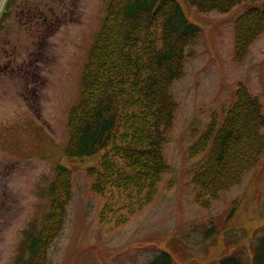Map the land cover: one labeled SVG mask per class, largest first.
Instances as JSON below:
<instances>
[{"label":"rangeland","instance_id":"1","mask_svg":"<svg viewBox=\"0 0 264 264\" xmlns=\"http://www.w3.org/2000/svg\"><path fill=\"white\" fill-rule=\"evenodd\" d=\"M199 26L187 45L183 75L170 87L177 107L162 152L168 169L149 200L134 205L114 189H92L105 152L69 156V116L82 98V75L109 0H5L0 10V264H18L25 230L40 229L57 165L71 170V199L48 264H144L167 251L178 264L219 263L229 255L250 264L264 237V153L241 180L208 206L190 181L205 152L189 145L233 102L239 83L264 109V30L243 61L234 56L235 19L178 0ZM33 7L34 10H29ZM221 121V120H220ZM264 134V127L261 128ZM198 135H196L197 137Z\"/></svg>","mask_w":264,"mask_h":264},{"label":"trees","instance_id":"2","mask_svg":"<svg viewBox=\"0 0 264 264\" xmlns=\"http://www.w3.org/2000/svg\"><path fill=\"white\" fill-rule=\"evenodd\" d=\"M187 1L200 10L221 12L250 2L235 19L234 56L240 61L264 30V0ZM199 29L178 0L108 2L82 75V98L70 112L66 151L82 157L104 149L99 167L89 171L95 176L92 189H107L111 194L119 190L130 211L149 200L169 167L162 149L177 107L170 87L183 75L187 45L195 41ZM262 127L264 109L259 97L239 83L225 114L220 119L212 114L201 132L193 131L189 156L205 152L190 176L196 203L208 206L259 163L264 153ZM70 176L71 170L57 165L42 227L25 230L18 264H48L49 246L62 229L71 199ZM144 264L178 263L169 252L161 251ZM206 264L246 263L240 256L229 255L219 263ZM250 264H264V237L254 245Z\"/></svg>","mask_w":264,"mask_h":264},{"label":"water","instance_id":"3","mask_svg":"<svg viewBox=\"0 0 264 264\" xmlns=\"http://www.w3.org/2000/svg\"><path fill=\"white\" fill-rule=\"evenodd\" d=\"M4 2H5V0H0V10H1V8H2Z\"/></svg>","mask_w":264,"mask_h":264},{"label":"flooded vegetation","instance_id":"4","mask_svg":"<svg viewBox=\"0 0 264 264\" xmlns=\"http://www.w3.org/2000/svg\"><path fill=\"white\" fill-rule=\"evenodd\" d=\"M29 10H34L33 7H31Z\"/></svg>","mask_w":264,"mask_h":264}]
</instances>
